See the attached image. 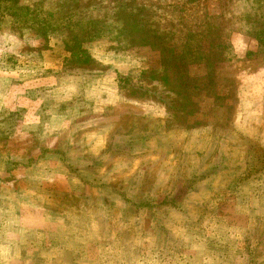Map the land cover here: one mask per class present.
Masks as SVG:
<instances>
[{
  "label": "rangeland",
  "instance_id": "rangeland-1",
  "mask_svg": "<svg viewBox=\"0 0 264 264\" xmlns=\"http://www.w3.org/2000/svg\"><path fill=\"white\" fill-rule=\"evenodd\" d=\"M0 264H264V0H0Z\"/></svg>",
  "mask_w": 264,
  "mask_h": 264
}]
</instances>
